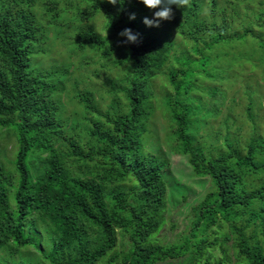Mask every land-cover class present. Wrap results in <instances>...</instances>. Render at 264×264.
Instances as JSON below:
<instances>
[{
	"label": "trees",
	"instance_id": "trees-1",
	"mask_svg": "<svg viewBox=\"0 0 264 264\" xmlns=\"http://www.w3.org/2000/svg\"><path fill=\"white\" fill-rule=\"evenodd\" d=\"M75 1L81 0H0V131L13 132L17 145L12 161L0 153L6 160L0 159V264H264V134L252 138L245 152L211 156L186 134V115L174 117L176 140L212 190L194 208L178 243L158 239L166 224L167 184L157 157L142 153V138L151 116L150 83L165 74L173 54L161 36L146 32L136 15L144 7L138 0H87L90 9L81 18L102 12L107 35L85 27L76 37L78 49L91 46L102 59L113 57L110 65L123 76L112 82L114 99L106 113L91 93L77 94L88 125L63 120L59 94L67 71L54 72L62 79L57 85L31 67L50 27ZM256 1L264 8V0ZM202 6L191 4V30L177 27L184 38L199 42L214 29ZM216 8L213 0L211 18ZM254 24L264 27V15ZM125 28L138 34L136 43L119 36ZM255 39L264 49V39ZM189 70L170 68L166 74L176 94L191 92L193 82L178 81ZM38 225L44 242L35 238ZM31 249L36 260H14Z\"/></svg>",
	"mask_w": 264,
	"mask_h": 264
},
{
	"label": "rangeland",
	"instance_id": "rangeland-1",
	"mask_svg": "<svg viewBox=\"0 0 264 264\" xmlns=\"http://www.w3.org/2000/svg\"><path fill=\"white\" fill-rule=\"evenodd\" d=\"M193 1L188 0L185 9L172 7V18L162 21L159 27H146V32L161 36L173 54L165 74L162 72L150 83L151 98L147 104L151 116L142 138V153L157 157L167 184L166 224L158 235L165 245L178 243L181 235L188 233L195 218L194 208L212 190L211 180L197 177L188 157L181 153L175 115H186V134L194 146L211 156L230 150L245 152L252 138L264 134V49L255 39V35L264 39V27L254 24L256 16L264 15V8L256 0H246L248 4L242 0H216L217 11L211 18L207 13L212 12L213 0H195L203 5L202 17L215 26L196 42L176 30L178 26L191 30L195 21L193 14L189 17ZM88 9L90 3L81 0L72 3L70 11H62L50 27V39L42 46L43 53L32 60V71L51 84L58 85L62 80L54 72L67 71L65 88L59 96L63 104L61 115L69 126L88 125L82 119L77 94L91 93L99 111L106 113L114 99L112 82H119L123 76L120 69L110 65L113 57L102 59L91 46L78 49L76 37L85 27L107 35L102 12L88 20L81 18ZM136 15L142 22L145 17L153 18L145 6L138 8ZM40 18L45 21L42 12ZM180 67L191 69L178 77L182 84L193 82L189 94L184 90L176 94L166 75L170 68ZM16 148L14 133L0 131V153L8 161L14 160ZM7 166L14 171V164ZM35 238L39 242L46 239L40 225ZM48 248L44 243V249ZM37 257L31 249L14 260Z\"/></svg>",
	"mask_w": 264,
	"mask_h": 264
},
{
	"label": "clouds",
	"instance_id": "clouds-1",
	"mask_svg": "<svg viewBox=\"0 0 264 264\" xmlns=\"http://www.w3.org/2000/svg\"><path fill=\"white\" fill-rule=\"evenodd\" d=\"M111 4H123L124 0H108ZM139 3L144 5L148 10L152 11V19L145 17L143 23L146 27H159L162 21H168L172 18V6L183 8L188 4V0H138ZM130 20L135 19V14L129 15ZM120 37L126 38L125 43H136L138 34L125 28L119 33Z\"/></svg>",
	"mask_w": 264,
	"mask_h": 264
}]
</instances>
